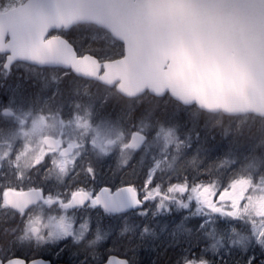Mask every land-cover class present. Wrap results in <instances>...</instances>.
I'll use <instances>...</instances> for the list:
<instances>
[{
    "label": "snow or ice",
    "instance_id": "1",
    "mask_svg": "<svg viewBox=\"0 0 264 264\" xmlns=\"http://www.w3.org/2000/svg\"><path fill=\"white\" fill-rule=\"evenodd\" d=\"M71 9H78L80 15L92 18L86 22L78 20L70 14ZM183 9L180 15L163 13L160 0H0V69L7 75L14 65L55 67L65 78L104 84L128 98L147 94L163 99L166 104L174 101V115L180 113L182 106H203L176 76V64L170 53L179 43L203 49L217 58L235 57L264 76V0H185ZM81 24L99 29L108 38L103 51L98 46H82L69 35ZM81 62L86 66L81 68ZM17 96L15 88L8 92L6 101L0 103V111L12 115V106L18 103ZM27 115L29 113H25ZM19 122L23 125L25 120ZM74 123L85 131L90 126L87 119L78 115L74 116ZM45 127V117L40 115L32 119L27 132L21 131L24 135L39 134ZM160 131L166 141L175 138L171 129ZM144 139L139 130L133 131L126 147L138 149ZM41 144V150L26 167L39 168L46 162H54L52 153L61 151L59 139L45 136ZM75 147L82 150L85 145L81 142ZM66 152V149L61 151V155ZM21 155L18 153L15 158L19 160ZM78 156L79 153L72 158L70 168L59 165L58 180L72 172L79 175L75 162ZM83 172L89 183L73 187L69 180L64 193L55 197L46 193L41 185L25 187L21 176L15 178V183L0 182V203L10 204L21 216L33 202L41 200L46 204L57 203L65 213L90 208L99 209L105 215H119L131 208H141L145 200L159 194L154 175H146L137 187L134 180L123 177L119 181L97 184V170L90 164ZM249 184L250 180L244 177L229 179L224 184L193 182L190 192L198 205H206L213 213L236 220L239 218L237 209L250 204ZM238 185L243 187L238 190ZM167 190L189 191L187 177L171 183ZM225 198L228 199L227 209L217 207V200ZM164 210L167 211V207ZM145 213L146 210L139 212L140 215ZM76 223L74 215H65L52 224L49 235L61 245L56 255L69 247ZM204 223L201 221L198 227L203 228ZM79 228L91 230V219L80 223ZM31 231L35 234L36 227ZM252 241L259 253L248 254L243 264H264V228L258 232L255 228L252 230ZM137 248L123 247L113 237L90 254H80L84 258L76 264H86V261L90 264H137ZM44 249L43 245L28 249L6 241L0 244V264H53L40 254ZM182 260L183 264H207L203 259L197 260L194 254Z\"/></svg>",
    "mask_w": 264,
    "mask_h": 264
},
{
    "label": "rangeland",
    "instance_id": "2",
    "mask_svg": "<svg viewBox=\"0 0 264 264\" xmlns=\"http://www.w3.org/2000/svg\"><path fill=\"white\" fill-rule=\"evenodd\" d=\"M71 36L77 39L82 46L92 43L96 45L108 43V38L102 35L99 29L91 27L74 30L71 32ZM11 71L12 73L7 76L0 69V103L6 101L7 93L13 88L17 90L23 86L26 91L20 93L17 90L18 103L12 106V115L7 116L0 111V182L12 181L15 183L17 176L23 177L25 181L28 176L27 171L35 169L34 174L37 179L42 177L41 172L44 171L43 176L47 180L49 189L60 185L57 187L58 189L62 188L61 193L63 194L65 188L69 186V180L72 181L73 187L78 185L81 177L85 176L83 168L89 164L97 170L96 183L103 184L119 181L125 175L124 179L130 180L131 177L126 174L127 165L130 162L134 164L137 160H141V162L147 159L152 160L154 166L149 171V175H153L155 171L162 168L169 170L173 166L180 165L184 159H188L191 163L186 164L194 166L195 162L202 158V168L195 174L205 167H211L212 176L199 180L196 178L187 179L189 191L183 193L169 192L167 189L170 185H164L163 188L159 186L158 195L145 200L141 208H135L121 217H111L112 223H115L118 230L120 228L129 229L133 222V224H140L139 230L147 233L145 223L151 214H154L153 222L160 229L165 225L162 216H167L171 211L187 209V213L173 218L168 229L183 220L185 226L191 230V235L197 236L196 240L198 238L207 239V245L202 244V250L193 252L197 260L203 259L207 264H211V260L215 257L216 262L219 261L221 264H243L248 254L259 253L258 247L253 245L252 230L255 228L258 232L264 228L263 117H260L258 121L261 132L241 133L242 137L232 140L229 145L230 140L237 136L235 131L245 120V114L235 115L231 119L228 126L230 132L227 133V125L223 124L219 113H210L202 119L198 111H195V106H182L180 113L174 115V109H168L173 106L161 100L159 101L161 107L158 111L161 115L146 116L140 112L133 116L131 112L136 110V106H129L125 116H121L122 119L117 121L114 119L116 122L108 121L98 113L108 91L94 108L90 106L83 108L84 106L80 107L79 97H76L75 94H69L64 101L62 80L65 77L62 76L59 69L50 68L45 72H34L28 65H14ZM4 83L7 84L5 89L1 86ZM80 85V93L83 89L91 87L90 81L83 79H81ZM74 89H76V85H74ZM74 89L72 88V90ZM3 90H7V92L3 93ZM54 91L55 95H53ZM25 113H29V115L25 116ZM40 115L45 117L47 127L39 134L24 135L21 129L27 132L32 119ZM76 115L89 121L90 126L87 131L76 126L74 123ZM20 119L25 120L23 125L20 124ZM199 124L201 128L198 127ZM213 126L217 127L216 133L210 132ZM132 129L146 134L142 146L135 150L126 147ZM161 129H171L175 138L166 141ZM44 134L59 139L62 146L72 145L71 155L60 157L57 153H52L54 162H46L39 168L26 167V165H30L34 154L41 150V137ZM210 140L213 141V146L208 142ZM81 142L85 145L82 150L75 147ZM18 153L22 154L19 160L15 158ZM78 153L79 156L75 162L77 169L79 172L81 171V176L72 172L62 180H58L56 175L59 172V165L64 164L66 168H70L72 158L76 157ZM259 163H261V167ZM255 168L257 172L252 173L251 170H255ZM243 176L250 180L247 193L251 200L248 207L237 209L239 218L236 220L220 213H213L206 205H198L195 197L191 196L190 189L193 182L196 184L201 182L224 184L229 179ZM242 187L243 185H238L237 189ZM48 193L52 194L53 191L49 190ZM53 194L55 195V193ZM53 194L52 196H54ZM1 204L0 218L13 215L6 205ZM158 204L159 208H157ZM185 205H187L186 208ZM216 206L227 209L228 199H218ZM165 207H167V211L164 210ZM141 210H146V213L140 215ZM65 215H74L77 221L74 225L71 243L65 249V251L67 250V259L73 261V264L84 258L80 254H90L113 237L110 234L113 224H108L110 230L108 227L98 225V221L103 218V214L98 210L84 208L65 213L57 203L46 204L41 200L21 217L14 243L22 245V247L28 246L29 249L43 245L45 249L40 253L41 255L50 254L53 259L61 258L63 252L56 255L57 249L61 245H58L49 233L52 230V224ZM87 218L91 219V230L87 228L81 230L79 224L84 223ZM201 221H205L203 228L198 227ZM33 226L37 229L35 234L31 231ZM163 238L164 234L158 239L156 246L159 245V242L161 243ZM129 246L130 244L126 245V247ZM72 252L77 255H71ZM188 253L186 252L182 257ZM86 264H90V262L86 261Z\"/></svg>",
    "mask_w": 264,
    "mask_h": 264
},
{
    "label": "trees",
    "instance_id": "3",
    "mask_svg": "<svg viewBox=\"0 0 264 264\" xmlns=\"http://www.w3.org/2000/svg\"><path fill=\"white\" fill-rule=\"evenodd\" d=\"M83 27H85L84 24H81L78 28H74L70 31L69 35L71 36L72 31L82 29ZM106 45L107 44L104 43H101V45H96L94 43L90 44V46L100 47L101 51L104 50ZM80 81L81 79L76 78H64L62 80V97L64 101L69 94H75L76 97H79L78 100L80 101V107L84 106L83 108H85V106H90L91 108H94L96 104L103 99L104 94L108 91L106 98L98 109L99 115H101L108 121H117L118 119H122L121 116H125L129 106H136V110H133L131 112L133 116H136L140 112H143L146 116H153L154 114L155 116L161 115V113L158 112L161 107L159 101L163 99H158L155 96L147 94L140 95L135 98H126L122 95L117 94L115 91H110V89L105 85L93 81H90V88L87 87L80 93ZM74 85H76V89H74ZM1 86H3L4 89L7 88L6 83L2 84ZM72 88L74 90H72ZM17 90H19L20 93H25L26 91L23 86H21ZM6 92L7 90H3V93ZM174 103V101L169 100L167 104L173 106ZM170 108L173 107H168V109ZM162 111L164 112V110ZM195 111H198L202 119L210 114L197 108L195 109ZM219 114L222 117L223 124L226 123V128L228 130L227 133H229L230 130L228 126L234 116L224 115L221 113ZM244 117L245 120L240 126H238L239 128L235 131V133H237V136L235 135L236 137L230 140L229 145H231L232 140H237L238 138L242 137L241 133H257L258 131L261 132L260 127L258 126L260 117L254 116L252 114H245ZM198 127L201 128V125L199 124ZM216 128V126L211 127L210 132L216 133ZM251 137L252 136L250 135V138ZM208 142H210L213 146V141L210 140ZM186 163H190L188 159H184L183 163L177 166H173L169 170L162 168L155 171L153 175L155 176V180L156 182H158V185L163 188L164 185H170L173 182H181L184 176H186L187 179L196 178L197 180H199L200 178L207 179V177L212 176V174L210 173L211 167H205L201 171H198L197 174H195L197 170H200V168H202V158L199 159V161H196L194 166L188 165ZM153 166V161L150 159H147L143 162H141V160H137L134 164L130 162L127 166L128 169L126 174L127 176L131 177L130 180H134L137 187H140L141 180L146 175H149V171L153 168ZM259 166L261 167V163H259ZM251 172L255 173L257 172V169L255 168V170H251ZM169 173L170 175H168ZM243 177L246 178L245 176ZM124 178H126V175ZM187 212V209L183 211H171V213H169L167 216H162V218H164L163 220L165 222V225L163 227H160V229L153 222L155 218L154 214H151L145 223V228L148 230H146L147 233H143V230H139L140 224H133V222L129 229L120 228L117 230V226L115 225V223H112L113 217L111 218L107 215H103L102 219L100 218L101 220L98 221V225L108 227L110 230L111 228L108 226V224H113L114 226L112 225L113 227L110 230V234L118 239L120 245H122L123 247H126L127 244H130V246H138V248L136 249L137 264H183L182 256L186 254V252H189L186 256L191 257L194 251L202 250V244L207 245V239L201 240L198 238L196 240L197 236L191 235V230L189 229V227L185 226V222L183 220L168 229L170 222L175 216H180ZM20 218L21 217L19 215H11L6 219L0 218V244H4L6 241L14 242V240L16 239L15 230ZM163 234V240L161 241V243L159 242L158 246H156L158 239ZM19 246L22 247V245ZM25 248L29 249L28 246H26ZM66 252L67 250L63 252L62 257L57 261L73 264V261H69L67 259ZM117 255H119V253H117ZM42 256L44 258L52 259L50 254ZM211 264L221 263H219V261L216 262L215 257H213V259L211 260Z\"/></svg>",
    "mask_w": 264,
    "mask_h": 264
},
{
    "label": "water",
    "instance_id": "4",
    "mask_svg": "<svg viewBox=\"0 0 264 264\" xmlns=\"http://www.w3.org/2000/svg\"><path fill=\"white\" fill-rule=\"evenodd\" d=\"M184 4L185 0H160V11L169 15H180L184 11ZM69 12L81 21L86 22L92 18L80 15L78 9H71ZM170 54L176 64L177 78L199 98L203 105L187 106H195L208 113H222L231 116L253 114L264 118V76L258 75L248 65L241 63L235 57L221 56L217 58L207 54L203 49L189 47L183 43L177 44ZM79 66L83 68L86 65L81 62ZM140 134L146 137L145 133L140 132ZM130 139L131 134L128 141ZM143 142L144 140L140 146ZM65 149L67 150L65 155L71 153L70 146H65L61 151ZM13 199L15 200V198ZM37 202H33L30 206ZM8 205L12 207L10 204ZM53 264L70 263L57 261Z\"/></svg>",
    "mask_w": 264,
    "mask_h": 264
},
{
    "label": "flooded vegetation",
    "instance_id": "5",
    "mask_svg": "<svg viewBox=\"0 0 264 264\" xmlns=\"http://www.w3.org/2000/svg\"><path fill=\"white\" fill-rule=\"evenodd\" d=\"M29 66V68L30 69H32L34 72H45L47 69H50V68H54V69H57V68H55V67H49V66H45V67H36V66H34V65H28ZM12 68H14V66L12 67ZM12 68H11V70H12ZM10 73H12V71H10L9 73H7V74H10ZM8 76V75H7ZM35 79V77L33 76V80ZM7 116H9V115H7ZM133 131H137L136 129H132V131H131V133L133 132ZM45 136H51V137H53L54 139H57V138H55L54 136H52V135H46V134H44V135H42V137H41V141H42V139L45 137ZM144 143V142H143ZM142 143V144H143ZM65 146H70L71 147V153H72V151H73V147H72V145H65ZM65 146H62V143H61V149L62 148H64ZM142 146V145H141ZM141 146H139L138 148H140ZM42 147V146H41ZM43 147H46V145H43ZM59 152L60 151H56V152H54V154L55 153H57V155L58 156H60V157H62L63 155H60L59 154ZM71 153L70 154H68V155H65V156H63V157H66V156H69V155H71ZM129 165V164H128ZM127 165V166H128ZM34 170L35 169H33V170H28L27 172H28V176L26 177V180L24 181L23 180V183H24V185H25V187H28V186H30V185H41V186H43V188H44V190H45V192L46 193H48V191L49 190H52L53 191V193H55V195H54V197L55 196H58V195H62V193H61V190H62V188L61 187H59V189H58V187L57 186H60V185H57L56 186V188H54V187H52L51 189H49L50 187H49V185L47 184V180L45 179V177L43 176L44 175V171H42L41 172V174H42V177H38V179L35 177V174H34ZM79 176H81V171L79 172ZM84 180V182H82ZM87 183H89V181L86 179V177L85 176H82L81 177V180L79 181V183H78V185H84V184H87ZM62 186V185H61ZM225 199H227V198H225ZM38 202H40V201H38ZM38 202L36 203V204H38ZM1 204V203H0ZM36 204H34V205H32V206H30V207H28V209H30V208H32L33 206H35ZM1 205H6V207L7 208H9V210L10 211H12V214L13 215H19L20 217H22L21 215H20V213H19V211L18 210H15V209H13L12 207H10L8 204H4V203H2ZM27 209V210H28ZM81 209H84V208H80V209H78V210H72V211H79V210H81ZM135 208H133L132 210H134ZM96 210H98V212H101L99 209H96ZM132 210H130V211H128V212H126V213H121V214H119V215H107V216H110V217H121V216H123V215H126V214H128L129 212H131ZM101 214H103V215H105L103 212H101ZM6 218H8V217H6ZM6 218H3V219H6ZM20 220H21V218H20ZM19 220V222H18V224H17V226H16V230H15V232L17 233L18 232V229H19V226H20V223H21V221ZM48 259H50V258H48ZM52 262H57V260L58 259H50Z\"/></svg>",
    "mask_w": 264,
    "mask_h": 264
}]
</instances>
